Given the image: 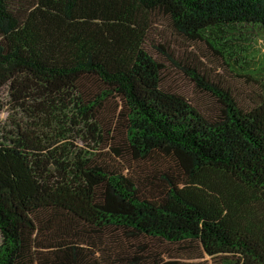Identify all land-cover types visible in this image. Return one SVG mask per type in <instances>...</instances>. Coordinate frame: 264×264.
<instances>
[{"label":"trees","instance_id":"1","mask_svg":"<svg viewBox=\"0 0 264 264\" xmlns=\"http://www.w3.org/2000/svg\"><path fill=\"white\" fill-rule=\"evenodd\" d=\"M239 27L264 0H0V264H264V83L246 104L179 51Z\"/></svg>","mask_w":264,"mask_h":264},{"label":"rangeland","instance_id":"2","mask_svg":"<svg viewBox=\"0 0 264 264\" xmlns=\"http://www.w3.org/2000/svg\"><path fill=\"white\" fill-rule=\"evenodd\" d=\"M152 26L156 28V33L165 34L166 21L161 15L152 18ZM236 31L232 34V38L226 42L229 56H226L225 59L212 56L211 50L203 41H198L194 45L186 43L185 47H179L180 50H177L188 51L194 59V65L199 70H205L214 75L213 79H217L224 86L226 85L234 94H239V99L242 98L244 100L242 102L249 104L257 102L261 98L260 90L264 83V29L239 27ZM155 43L156 39L149 36L146 47L154 56H157L154 54ZM165 68L162 72V79L163 83L168 85L167 88L177 90L188 102L201 110L209 109L210 111L215 108L214 98L198 88L186 73L170 69L168 66ZM2 95L7 100L5 91ZM7 110L8 105L0 113V125L4 123L8 115Z\"/></svg>","mask_w":264,"mask_h":264}]
</instances>
